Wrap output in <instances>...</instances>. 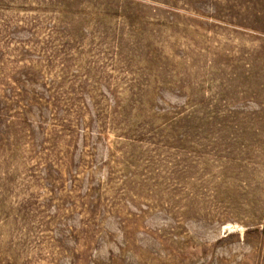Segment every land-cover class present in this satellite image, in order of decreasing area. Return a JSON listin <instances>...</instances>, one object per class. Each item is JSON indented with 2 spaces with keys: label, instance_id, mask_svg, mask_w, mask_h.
Instances as JSON below:
<instances>
[{
  "label": "rangeland",
  "instance_id": "374dc122",
  "mask_svg": "<svg viewBox=\"0 0 264 264\" xmlns=\"http://www.w3.org/2000/svg\"><path fill=\"white\" fill-rule=\"evenodd\" d=\"M0 264H264V0H0Z\"/></svg>",
  "mask_w": 264,
  "mask_h": 264
}]
</instances>
